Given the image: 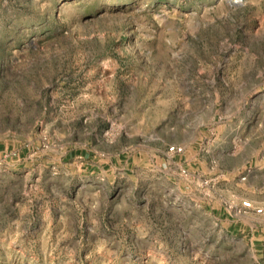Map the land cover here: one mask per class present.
Segmentation results:
<instances>
[{"label": "rangeland", "instance_id": "374dc122", "mask_svg": "<svg viewBox=\"0 0 264 264\" xmlns=\"http://www.w3.org/2000/svg\"><path fill=\"white\" fill-rule=\"evenodd\" d=\"M0 264H264V0H0Z\"/></svg>", "mask_w": 264, "mask_h": 264}, {"label": "built area", "instance_id": "2783aa9c", "mask_svg": "<svg viewBox=\"0 0 264 264\" xmlns=\"http://www.w3.org/2000/svg\"><path fill=\"white\" fill-rule=\"evenodd\" d=\"M181 147H175V146H171L170 147V150L173 151V152H176V151H181ZM243 206L246 207V208H251L252 207V204L249 202V201H243ZM261 208H256V211L257 212H261Z\"/></svg>", "mask_w": 264, "mask_h": 264}, {"label": "crops", "instance_id": "0c3cea01", "mask_svg": "<svg viewBox=\"0 0 264 264\" xmlns=\"http://www.w3.org/2000/svg\"><path fill=\"white\" fill-rule=\"evenodd\" d=\"M242 207V206H241ZM242 210H244V208L242 207ZM244 213L246 212L245 210L243 211ZM230 226L233 228V229H235L237 226H238V224L236 223V222H230ZM239 227V226H238Z\"/></svg>", "mask_w": 264, "mask_h": 264}]
</instances>
